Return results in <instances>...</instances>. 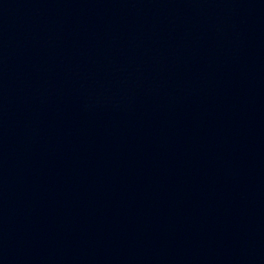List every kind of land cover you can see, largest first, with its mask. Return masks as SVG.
Segmentation results:
<instances>
[{
  "label": "water",
  "instance_id": "water-1",
  "mask_svg": "<svg viewBox=\"0 0 264 264\" xmlns=\"http://www.w3.org/2000/svg\"><path fill=\"white\" fill-rule=\"evenodd\" d=\"M0 264H264V0H0Z\"/></svg>",
  "mask_w": 264,
  "mask_h": 264
}]
</instances>
